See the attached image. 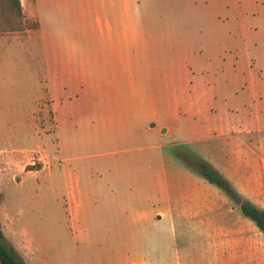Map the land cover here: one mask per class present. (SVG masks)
Segmentation results:
<instances>
[{"label":"rangeland","instance_id":"374dc122","mask_svg":"<svg viewBox=\"0 0 264 264\" xmlns=\"http://www.w3.org/2000/svg\"><path fill=\"white\" fill-rule=\"evenodd\" d=\"M20 1L26 29L0 32V231L22 264H205L213 219L245 218L264 238L194 168L208 162L264 209V0ZM103 11L131 26L107 31ZM243 38L252 61L229 52ZM118 39L127 69L103 84L110 93L93 92L115 62L100 42ZM54 51L78 78L48 90ZM196 58L207 65L193 76ZM203 90L212 123L244 116L241 132L178 124V100Z\"/></svg>","mask_w":264,"mask_h":264},{"label":"crops","instance_id":"0c3cea01","mask_svg":"<svg viewBox=\"0 0 264 264\" xmlns=\"http://www.w3.org/2000/svg\"><path fill=\"white\" fill-rule=\"evenodd\" d=\"M94 10L97 11V8L94 7ZM103 14L106 17L104 20V26L109 32L120 34L121 32L126 31L127 26H131V23L126 21V15L123 12L118 14L114 13L112 18L107 16L106 11H103ZM96 21L98 22V26L101 28L102 25L100 16L96 18ZM45 37L48 48L49 44L52 45L53 43L52 35L47 34ZM226 45L228 44L219 46V49H224L226 53V49L228 47H226ZM100 46L111 50L113 49L115 54V62L107 73H98L97 82H93V92L100 94L103 92L110 93L108 88H103V84L114 80L119 65L127 69L126 59L123 58L120 53H117V50L122 48V42L120 39H118L117 42L103 40L100 42ZM124 47H129L130 49V44L125 42ZM255 48V43H248L246 42L245 38H243L237 43L235 47L231 48V50L229 49V52H233L236 57V61H239V56L243 55L242 52H244L245 55L250 58L252 56V51H254ZM52 50H54V47ZM47 58L48 71L50 73L48 79V90H51L50 83L52 82V79L67 85L66 82H68L70 79L75 80L78 78V76H69L68 64L63 60L62 53L57 54L55 52L53 54L51 52ZM206 60L208 61V59ZM240 61L243 62L242 60ZM192 63L193 64L192 67H190V70L192 71L193 76H195V74L198 75L205 72V65H207L206 61L204 62L203 60L196 58L192 60ZM197 63L200 64L196 66L195 64ZM111 64L112 63H110V65ZM195 69L196 71H194ZM248 71L251 79L250 86L254 87L256 83L254 80V70L252 69L251 63H249ZM230 74H235L236 77L245 78V73L239 72L238 69H236V66L233 69V73L230 71ZM82 80H84V78H82ZM79 90L81 92L85 91V87H80ZM68 93V86L67 88L63 86L60 87V92L58 95H68ZM190 94L191 93L188 94L187 98L183 100L180 99L177 102L176 112L181 115L180 121L178 123L180 126L185 124L188 128V131L194 130L195 128H200L204 133L203 137L208 138H228L235 131L241 132L244 129L241 128V123L244 116L238 117L236 119L237 124L235 122L232 124L220 125L215 122L212 123L213 115L211 112V105H209V103L214 101L215 98L212 94H207V90H203L200 93H196L195 95ZM238 105L244 106V101L238 103ZM256 106H258V103H256ZM228 111L229 108L227 109V112ZM195 138L198 139L201 137ZM203 223L204 221L201 222L202 225ZM204 224H206V226H212L210 229L208 227L205 228L206 234L204 246L205 252L207 254V260L205 261V264H264V238L261 232L257 231L256 228H254V226H252L245 218H235L232 220L213 219L208 220Z\"/></svg>","mask_w":264,"mask_h":264},{"label":"trees","instance_id":"16d2710c","mask_svg":"<svg viewBox=\"0 0 264 264\" xmlns=\"http://www.w3.org/2000/svg\"><path fill=\"white\" fill-rule=\"evenodd\" d=\"M26 21L22 12L20 0H0V32L20 31L26 29ZM33 167H29L32 169ZM195 170L210 183L222 188L229 196L240 203V208L244 216L250 218L259 229L264 231V209L256 206L249 200L243 198L231 185L208 162L196 161ZM0 231V264H22L15 255L12 248L7 247L1 240Z\"/></svg>","mask_w":264,"mask_h":264},{"label":"water","instance_id":"95a60500","mask_svg":"<svg viewBox=\"0 0 264 264\" xmlns=\"http://www.w3.org/2000/svg\"><path fill=\"white\" fill-rule=\"evenodd\" d=\"M16 180H18V178H16Z\"/></svg>","mask_w":264,"mask_h":264}]
</instances>
